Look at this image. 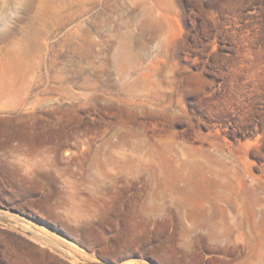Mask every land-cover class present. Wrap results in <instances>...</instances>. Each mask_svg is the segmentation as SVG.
<instances>
[{
  "label": "rangeland",
  "instance_id": "1",
  "mask_svg": "<svg viewBox=\"0 0 264 264\" xmlns=\"http://www.w3.org/2000/svg\"><path fill=\"white\" fill-rule=\"evenodd\" d=\"M0 264H264V0H0Z\"/></svg>",
  "mask_w": 264,
  "mask_h": 264
}]
</instances>
